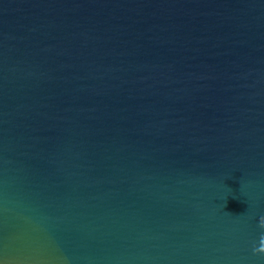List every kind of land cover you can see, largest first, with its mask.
Returning a JSON list of instances; mask_svg holds the SVG:
<instances>
[{"label":"water","instance_id":"obj_1","mask_svg":"<svg viewBox=\"0 0 264 264\" xmlns=\"http://www.w3.org/2000/svg\"><path fill=\"white\" fill-rule=\"evenodd\" d=\"M0 264H264V0H0Z\"/></svg>","mask_w":264,"mask_h":264}]
</instances>
